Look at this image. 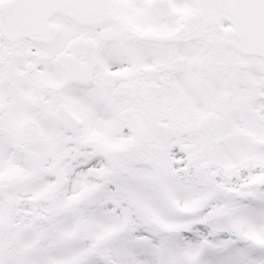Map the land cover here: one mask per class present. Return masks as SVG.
I'll return each mask as SVG.
<instances>
[{
    "label": "snow or ice",
    "instance_id": "1",
    "mask_svg": "<svg viewBox=\"0 0 264 264\" xmlns=\"http://www.w3.org/2000/svg\"><path fill=\"white\" fill-rule=\"evenodd\" d=\"M0 264H264V0H0Z\"/></svg>",
    "mask_w": 264,
    "mask_h": 264
}]
</instances>
